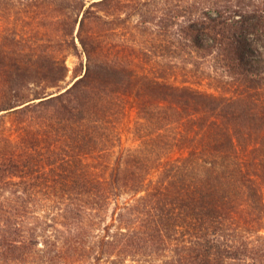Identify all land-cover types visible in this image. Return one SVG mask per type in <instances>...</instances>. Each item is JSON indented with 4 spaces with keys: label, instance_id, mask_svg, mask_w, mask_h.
<instances>
[{
    "label": "rangeland",
    "instance_id": "1",
    "mask_svg": "<svg viewBox=\"0 0 264 264\" xmlns=\"http://www.w3.org/2000/svg\"><path fill=\"white\" fill-rule=\"evenodd\" d=\"M98 1L0 0V58L1 51L6 50L10 54L7 63L10 65L18 54L24 68L33 67L32 70L47 64L50 55L57 60L66 59L70 71L61 85L72 86L76 79L75 68L86 66L80 41L84 13ZM220 1L223 8L236 0ZM214 2L116 0L109 10L94 8L96 14L85 19L82 35L96 38L99 62L128 61L139 77L149 75L176 85L214 87L218 82L213 79L209 62L203 60L205 64L198 69L189 63L193 61L189 54L177 52L178 34L181 26L188 22L191 10L206 6L217 9ZM41 53H45L44 59L38 60ZM14 69L6 68L14 73L9 75L0 67V107L14 101L17 95L39 93L48 85V82L33 83L38 78L29 71L19 80ZM138 89L137 86L118 99L120 106L111 126L116 127L119 138L112 141L100 162L107 166L105 172L109 174L124 161L128 150H136L149 167L143 172L137 190L119 188L117 195L111 196L103 206L87 198L74 202L61 199L51 192L47 158L41 157L42 150L30 149L20 137L26 128H42L44 120L39 118L40 113L27 116L16 115L13 110L0 112V123L14 133L11 147L2 150L4 158L0 157V264H113L115 261L165 264L167 259L185 250V241L195 237V230H190V235L185 230L172 232L170 240L159 237L162 242L154 238L146 240L142 233L136 239L130 238L135 239L134 246L128 238L126 245L123 242L125 234L133 229H138L137 233L139 230L151 232L156 227L145 215L147 197L168 180L173 173L170 166L185 161L194 144L190 140H195L198 134L195 132L197 122L192 119L197 111L165 100H162L164 106L179 110L170 108L166 119L147 120L140 112ZM56 90L48 89L49 92ZM259 132L247 148L240 151L241 158L264 161V144L261 145L264 132L262 135ZM30 161L33 170L39 171L38 180L31 174ZM249 175L254 178L256 190L249 195L245 189L235 200L236 209L231 210L230 222H226L229 230L220 236L221 242L230 241L235 249L226 253L227 247L224 246L225 251L221 248L229 257L223 264H264V168L251 170ZM212 261L211 258L207 264Z\"/></svg>",
    "mask_w": 264,
    "mask_h": 264
},
{
    "label": "trees",
    "instance_id": "2",
    "mask_svg": "<svg viewBox=\"0 0 264 264\" xmlns=\"http://www.w3.org/2000/svg\"><path fill=\"white\" fill-rule=\"evenodd\" d=\"M115 1L100 0L85 10L80 41L86 66L75 68L76 79L70 87L61 85L70 71L66 59L57 60L50 55L47 64L33 71V67L24 68L18 54L13 57L16 61L8 65L10 54L1 51L2 69L15 67L13 71L19 80L28 71L31 76L34 72L38 79L33 83L48 85L39 93L15 96L14 101L2 104L0 112L13 110L16 115L27 116L40 113L39 118L44 120L42 128H26L20 137L30 149L42 150L41 157L47 158L51 192L61 199L74 202L87 198L103 206L117 195L119 188L137 190L149 167L136 150H128L124 161L109 174L105 172L107 166L100 162L112 141L119 138L111 120L117 114L120 96L138 86L140 112L149 121L166 119L170 108L179 110L164 106L162 100L183 109H195L197 115L193 114L192 119L197 122L198 134L190 140L194 144L189 156L170 166L173 173L168 180L147 197L145 215L156 227L151 232L137 233L138 229H133L125 234L123 242L126 245L127 238L136 239L141 233L146 240L162 242L161 237L172 239V232L185 230L190 235V230H195V239L185 241V250L165 264H207L211 258L212 263L223 264L229 259L225 252L235 249V244L221 242L220 237L229 230L226 222H230L231 210L236 209L235 200L245 189L252 195L256 189L249 171L264 168V161L240 157V151L247 148L255 133L264 132V0H236L223 8L221 1L215 0L217 9L206 6L191 10L188 22L178 34L177 52L189 54L193 59L189 63L198 69L205 61L211 64V74L218 83L208 88L176 85L149 75L139 77L128 61L99 62L96 38L83 37L82 30L85 19L96 14L95 7L109 10ZM75 48L79 52L78 45ZM44 54L38 60L44 59ZM9 70L6 72L10 75ZM50 87L57 90L49 92ZM13 135L1 122V158L2 150L11 147ZM28 166L38 180L40 174L33 170L32 161ZM135 239H130L131 246Z\"/></svg>",
    "mask_w": 264,
    "mask_h": 264
}]
</instances>
